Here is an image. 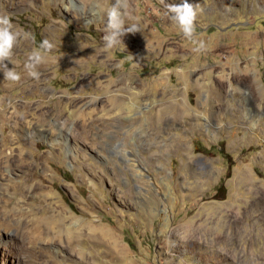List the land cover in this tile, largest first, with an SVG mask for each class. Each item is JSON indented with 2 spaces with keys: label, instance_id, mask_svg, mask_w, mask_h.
<instances>
[{
  "label": "rangeland",
  "instance_id": "obj_1",
  "mask_svg": "<svg viewBox=\"0 0 264 264\" xmlns=\"http://www.w3.org/2000/svg\"><path fill=\"white\" fill-rule=\"evenodd\" d=\"M12 1L0 0L20 77L0 70V206L13 199L0 264H264V0H187L191 39L167 14L185 0H127L124 27L141 31L112 48L116 0H82L93 19ZM60 133L69 142L53 144ZM45 203L61 231L42 239L17 224L45 219ZM90 226L122 255H104Z\"/></svg>",
  "mask_w": 264,
  "mask_h": 264
},
{
  "label": "clouds",
  "instance_id": "obj_2",
  "mask_svg": "<svg viewBox=\"0 0 264 264\" xmlns=\"http://www.w3.org/2000/svg\"><path fill=\"white\" fill-rule=\"evenodd\" d=\"M128 7L127 0H116V3L108 11V34L104 37L106 47L112 48L122 42V38L128 34H135L139 31L136 24L124 27V11ZM169 19L180 28L183 35L192 38L195 33L196 11L194 7L185 0L182 4H170L167 6ZM18 33L14 30L11 18L7 15L0 16V70L4 71L6 79L11 81L19 80V74L9 69L5 61H10L12 50L17 42ZM46 43V42H45ZM39 55L35 56L36 62ZM27 68L32 69L33 64H27ZM30 75H38L35 71H30Z\"/></svg>",
  "mask_w": 264,
  "mask_h": 264
},
{
  "label": "bare ground",
  "instance_id": "obj_3",
  "mask_svg": "<svg viewBox=\"0 0 264 264\" xmlns=\"http://www.w3.org/2000/svg\"><path fill=\"white\" fill-rule=\"evenodd\" d=\"M18 1V0H17ZM36 1V0H35ZM87 1H89V0H87ZM26 2V1H25ZM59 2H61L62 4H63V6H64V8L68 11V10H71L72 8H79V9H81L87 16H89V18L90 19H93V17H94V14H96V13H98V11H97V8H96V6H95V4H91V7L88 9L87 8V6H85V3H84V1H82V0H60ZM11 3H15V1H12L11 0ZM24 3V2H23ZM30 4V3H29ZM59 4V3H58ZM98 7V6H97ZM3 8V7H2ZM4 11V10H3ZM82 12V13H83ZM144 24H146V23H144ZM148 24V23H147ZM140 25V24H139ZM141 26V25H140ZM141 27H143V25L141 26ZM147 27V26H146ZM148 29H149V27H148ZM139 30H140V28H139ZM141 31V30H140ZM149 32H151V31H149ZM155 33V32H154ZM255 42V41H254ZM31 55V54H30ZM39 55V54H38ZM41 57V56H40ZM11 59H13V58H11ZM35 59V58H34ZM248 59H250V58H248ZM25 61V60H24ZM38 63V62H37ZM14 64V63H13ZM9 65V64H8ZM10 66V65H9ZM11 68V67H10ZM241 70L243 71V72H246L247 70H249V66L246 64V65H241ZM28 75V74H27ZM38 76V75H37ZM2 78H4V77H2ZM37 79H38V77H36ZM40 82V81H39ZM33 83V82H32ZM14 103V102H13ZM11 107V106H10ZM15 107V106H14ZM1 108V107H0ZM2 110V109H1ZM15 110V109H14ZM1 115V114H0ZM8 115V114H7ZM6 118V117H5ZM32 118V117H31ZM8 119V118H7ZM4 121V120H3ZM16 122V121H15ZM18 123V122H17ZM28 123V122H27ZM13 124H14V122H13ZM32 124V123H31ZM42 124V123H41ZM23 125V124H22ZM26 126V125H25ZM39 126V125H38ZM47 130L46 129H44V128H42V127H35V129H34V133L35 134H37L38 136H40V137H48L47 136ZM33 133V134H34ZM31 134H32V131H31ZM45 139V138H44ZM13 140V139H12ZM51 140V139H50ZM18 141V140H17ZM54 141H56L57 143H58V141H59V143L60 142H66V143H68L69 141H68V137H67V134H64V133H60V135L57 137V138H52V140H51V142L53 143ZM55 143V142H54ZM53 143V144H54ZM65 144V143H64ZM19 145V144H18ZM18 148V147H17ZM4 149V148H3ZM9 151V150H8ZM45 156V155H44ZM23 158V157H22ZM3 159V158H2ZM40 159H41V157H40ZM39 159V160H40ZM45 159V158H44ZM46 160H48V159H46ZM45 160V161H46ZM18 161V160H17ZM34 161V160H33ZM32 161V162H33ZM41 162H42V160H40ZM47 162V161H46ZM34 163H36V162H34ZM6 164V163H5ZM4 164V165H5ZM11 164V163H10ZM13 164V163H12ZM32 164V163H31ZM44 164V163H43ZM7 165H8V163H7ZM42 165V164H41ZM41 165H38V166H41ZM9 166V165H8ZM31 166V165H30ZM34 166V165H33ZM46 166V165H45ZM1 167H2V165H1V163H0V169H1ZM49 167V166H48ZM45 168H47V167H45ZM29 169H30V167H29ZM47 169H49V168H47ZM3 171V170H2ZM46 171V170H45ZM35 172V171H34ZM36 174V173H35ZM44 175V174H43ZM33 176V175H32ZM38 177H43L42 175H40L39 174V176ZM6 179V178H5ZM10 179V178H9ZM8 180V179H7ZM10 181V180H9ZM13 181V180H12ZM39 181V180H38ZM15 182V181H14ZM44 182V181H43ZM42 182V183H43ZM7 183V182H6ZM251 183V182H250ZM5 184V183H4ZM34 184V183H33ZM9 185H12V184H9ZM15 185V184H14ZM31 186V185H30ZM9 187V186H8ZM26 188V187H25ZM38 188V187H37ZM40 189V188H39ZM4 190V189H3ZM43 190V189H42ZM248 190V189H247ZM1 191V190H0ZM17 192V191H16ZM30 192V191H29ZM14 193V192H13ZM258 193V192H257ZM20 194V193H19ZM263 196V195H262ZM10 197V196H9ZM12 197V196H11ZM3 198V197H2ZM6 198V197H5ZM1 201H2V199H1ZM4 201V200H3ZM13 201V199H8V200H6L5 201V203H3V205H10L9 203L10 202H12ZM3 205H1L2 206V208H3ZM44 205V209L45 210H48L49 212V215L45 218V219H43V218H41V217H37V219H28L27 218V220L28 221H22V224H17L19 227H21L22 226V228H26V231L27 232H31L32 230L36 233V234H38L42 239H45V238H47V237H51V234L53 233V231H54V234L55 233H57L58 234V232H60L61 230H60V228H61V225L60 226H57L56 224H53V223H50L49 222V219H50V217L53 215L52 214V210L51 209H53L54 207H53V205L52 204H43ZM1 206H0V211H1ZM11 207V206H10ZM249 208V207H248ZM14 209H15V207H14ZM256 209V208H255ZM11 210V209H10ZM25 210V209H24ZM54 211V210H53ZM252 211V210H251ZM5 214V212L2 210L1 211V214ZM37 214V213H36ZM24 215V214H23ZM249 215V214H248ZM22 216V215H21ZM1 218V217H0ZM68 218H71V219H74L73 221L75 222V223H77V220L75 219V217H74V215H68ZM23 220V219H22ZM10 220H8V221H6V220H4V223H0V233L2 232V233H6V234H11V232H12V230L10 229L11 228V226L12 225H10L11 223L9 222ZM58 221V220H57ZM60 221H61V219H60ZM62 221H64V220H62ZM59 222V221H58ZM58 222H56V223H58ZM61 223V222H60ZM84 223V222H83ZM82 223V224H83ZM62 224V223H61ZM101 224V223H100ZM59 225V224H58ZM64 224H62V226H63ZM87 225V224H86ZM98 225V224H97ZM102 225V224H101ZM14 226V225H13ZM89 226V225H88ZM17 227V226H16ZM60 227V228H59ZM87 227V226H86ZM85 227V228H86ZM64 228V227H63ZM100 228V227H99ZM16 229V228H15ZM65 229H70V231H69V234L71 233V235H72V232H71V226H67ZM102 229V228H101ZM31 230V231H30ZM64 230V229H63ZM77 231V230H76ZM83 231V230H82ZM82 231H77V233L78 234H81V232ZM89 231H90V234L92 235L91 237H93V238H95L97 241L99 240L100 241V243H101V239L100 238H102L104 241H105V243L107 244V246L106 247H108V250L104 253V255H107V256H116V255H122V253H123V246L121 245V243H120V241H118L117 240V238H116V236H114L113 234H111V232L110 231H108V233H104L103 235H104V238L101 236V230H97L96 229V227L94 228L93 226H90L89 227ZM68 232V231H67ZM104 232V231H103ZM115 232V231H114ZM87 234V233H86ZM89 234V233H88ZM76 235V234H75ZM82 235V234H81ZM85 234H83V236H84ZM118 235V234H117ZM88 236V235H87ZM96 236V237H95ZM74 237V236H73ZM80 237V236H79ZM76 238V237H75ZM78 238V237H77ZM70 239V238H69ZM72 239V238H71ZM79 240H81V239H79L78 238V240H74L73 242L75 243V242H77V241H79ZM82 241V240H81ZM85 241V240H84ZM103 241V242H104ZM86 242H87V240H86ZM85 242V243H86ZM102 242V243H103ZM79 243V242H78ZM84 243V242H83ZM89 243H91V242H89ZM104 243V244H105ZM80 244V243H79ZM93 244V243H92ZM95 244H97V243H95ZM70 245H72V244H70ZM87 246V245H86ZM89 246H90V244H89ZM95 246H97V245H95ZM91 247V246H90ZM91 248H93V247H91ZM106 250V249H105ZM95 255V254H94ZM100 255V254H99ZM101 255H103V254H101ZM126 256V255H125ZM86 257V256H85ZM94 257V256H93ZM88 258V257H87ZM91 258V257H90ZM98 259V258H97ZM91 260V259H90ZM112 260L114 261L115 259H114V257L112 258ZM82 261V260H81ZM119 261V260H118ZM87 262H89V261H87V259H86V263ZM93 261H90V263H92ZM102 262V261H101ZM104 262V261H103ZM85 263V262H84ZM111 263H112V261H111ZM92 264H94V262L92 263ZM97 264V263H96ZM103 264H107V263H103Z\"/></svg>",
  "mask_w": 264,
  "mask_h": 264
}]
</instances>
